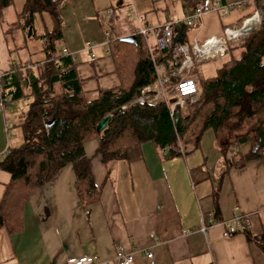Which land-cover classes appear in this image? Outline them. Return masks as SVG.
I'll use <instances>...</instances> for the list:
<instances>
[{
	"label": "crops",
	"instance_id": "crops-1",
	"mask_svg": "<svg viewBox=\"0 0 264 264\" xmlns=\"http://www.w3.org/2000/svg\"><path fill=\"white\" fill-rule=\"evenodd\" d=\"M63 1L72 9L61 18L57 8L61 43L56 46L76 61L81 89L93 91L118 83L103 33L109 38L130 34L131 10L145 22L159 23L180 17L198 0H59L57 7ZM216 1L239 3L223 15H202L222 17L217 33L254 6L249 0ZM201 23L199 33L204 29L202 19ZM1 28L0 23V74L6 75L17 63ZM86 43L94 44L92 58ZM100 55H108L109 60H95ZM23 100L0 98V154L19 138L13 124L27 106ZM195 120L176 136L179 154L172 157L145 142L127 145L124 158L104 164L95 140L84 142L91 178L100 188L98 199L82 207L74 192L72 169L62 166L28 194L20 231L8 233L0 226V264H67V258L81 254L95 255L92 264H110L118 249L131 254V264H264V245L259 244L264 241V150L261 160L235 169L230 156L245 152L248 142L234 143L222 155L211 129L197 135L202 118ZM195 124V137L190 138L186 133ZM8 178L0 169V196ZM234 214H246L248 223L222 237L221 222ZM201 215L210 219L205 233L197 230Z\"/></svg>",
	"mask_w": 264,
	"mask_h": 264
},
{
	"label": "trees",
	"instance_id": "trees-1",
	"mask_svg": "<svg viewBox=\"0 0 264 264\" xmlns=\"http://www.w3.org/2000/svg\"><path fill=\"white\" fill-rule=\"evenodd\" d=\"M260 1L253 0V5L259 6ZM58 2L22 0L13 20L7 23L6 30L26 29L33 16L42 12L50 22L48 29L37 34L44 57L17 63L6 75L0 74L1 99L7 97L9 102L29 99L13 124L18 130V140L8 144L0 154V169L9 174L0 196V226L8 233L21 230L22 209L28 194L64 165L72 169L73 188L80 205L84 207L98 199L100 188L91 178L82 148L84 142L95 140L104 164L124 158L127 145L145 142L166 150V157H172L179 154L174 147L176 136L183 135L206 104L209 106L198 136L206 128L211 129L222 155L234 143L248 142L245 152L230 156L235 169L263 158L264 16L238 45L228 46L212 75L192 78L195 95L169 116L163 101L149 104L132 100L141 87L154 79L153 64L168 63L171 49L148 48L136 34L129 40L109 38L108 53L118 83L93 91L82 90L76 61L70 53H60L56 46L61 37ZM10 3L11 0H0V14ZM192 30V24H173V42L187 40ZM106 115L108 119L97 131L96 123ZM259 244L264 245V241Z\"/></svg>",
	"mask_w": 264,
	"mask_h": 264
},
{
	"label": "built area",
	"instance_id": "built-area-1",
	"mask_svg": "<svg viewBox=\"0 0 264 264\" xmlns=\"http://www.w3.org/2000/svg\"><path fill=\"white\" fill-rule=\"evenodd\" d=\"M253 3V0H249ZM260 1L259 6H253L251 11L243 16L240 21L234 24L224 26L218 33L199 37L201 29V19L204 13L217 12L225 14L228 10L238 8V1L227 2L221 4L216 0H198L195 1L190 11L183 13L180 17H167L159 23H148L136 15L131 10L128 14L133 21V29L130 35H139L145 45L150 48H170V59L167 64H153L152 70L154 79L140 88L136 97L132 102H145L154 104L163 101L168 108L169 116H172L177 106L183 105L186 101L192 99L196 92L194 80L189 76L190 69L203 61L214 60L224 56L227 53L228 46L233 42H240L242 37L249 31L253 30L264 16V5ZM262 4V6H261ZM106 15H110L108 9L105 10ZM187 23L193 25V30L186 41L173 42L171 26L176 23ZM104 42L109 39L106 33H103ZM93 43H86L84 47L89 51V57L92 58L91 48ZM67 54L65 49L59 51ZM174 65V66H171ZM0 75V81H1ZM172 78V82L170 81ZM6 99V98H2ZM201 215L200 223L197 230L205 233L210 219ZM222 230L220 235L227 237L233 234L238 228L248 223L246 214H234L222 222ZM144 256L150 258V252L145 251ZM97 260L95 255L81 254L76 257L66 259L67 264H92ZM132 257L129 252L116 250L112 256L110 264H131Z\"/></svg>",
	"mask_w": 264,
	"mask_h": 264
},
{
	"label": "rangeland",
	"instance_id": "rangeland-1",
	"mask_svg": "<svg viewBox=\"0 0 264 264\" xmlns=\"http://www.w3.org/2000/svg\"><path fill=\"white\" fill-rule=\"evenodd\" d=\"M21 1L22 0H11V4L1 10L0 23L4 30L3 38H4V43L6 44V47L8 48V51L11 52L14 59L16 60V63L22 64V63H25L23 62L24 60L25 61L29 60L30 62H34L44 57L43 53L40 51L41 42L37 34L48 29L50 26V22H49L47 14L45 12H42L40 14H35L33 16L32 23L28 27L29 29L26 28V29L6 30L8 27L6 21L13 20L14 13L19 9ZM261 3L264 5V0ZM57 8H58L61 18L62 16H67V12H69V9H72L71 6L69 5V2H64V1L60 5H58ZM234 14H237V13L236 12L232 13V16ZM206 17H208V19ZM220 19H222V17L221 16L218 17L215 14H208V15L203 16L202 21H203L204 29L202 30L201 33H199L198 36L200 37V36L208 35L211 33H217V30L219 28ZM132 25H133V21H132ZM59 43H61V40L57 41V45H59ZM238 44H239L238 42H233L229 46H236ZM101 58H106L109 60L108 55L107 56L100 55L96 57L95 60L101 59ZM223 58L224 57H220L214 60L203 61L195 65L194 67L190 69L189 76L193 78L194 80H198V79H202V78L212 75L214 73V70L220 65V62L222 61ZM86 64L88 63L86 62ZM22 99H24L23 101H27V103L29 101L28 98H22ZM188 101H186V103ZM206 105L209 106V104H206ZM206 105H203L199 109L194 119L199 121L201 118L204 117L207 111ZM197 127L198 125L195 124L194 128L192 127L186 133V135H188L190 138L193 136L195 137V132H196Z\"/></svg>",
	"mask_w": 264,
	"mask_h": 264
},
{
	"label": "water",
	"instance_id": "water-1",
	"mask_svg": "<svg viewBox=\"0 0 264 264\" xmlns=\"http://www.w3.org/2000/svg\"><path fill=\"white\" fill-rule=\"evenodd\" d=\"M29 29V28H28ZM122 40H129V39H131L132 38V35H127V36H123V37H120ZM108 119V116L106 115V116H104L102 119H100L97 123H96V125H95V129L98 131V130H100L103 126H104V124H105V122H106V120Z\"/></svg>",
	"mask_w": 264,
	"mask_h": 264
}]
</instances>
